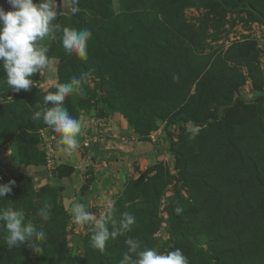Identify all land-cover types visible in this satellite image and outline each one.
<instances>
[{"label":"rangeland","instance_id":"374dc122","mask_svg":"<svg viewBox=\"0 0 264 264\" xmlns=\"http://www.w3.org/2000/svg\"><path fill=\"white\" fill-rule=\"evenodd\" d=\"M224 1L264 17V0ZM78 7L72 14L65 2L53 22L61 31L43 42L49 68L31 77L30 90L12 91L0 70V183L23 178L27 185L25 207L0 198V209L22 210L25 223L37 220L45 201L51 214L64 210L58 250L42 249L43 258L65 252L76 264H120L131 237L141 250L179 248L189 264H216L217 254L228 264H264L263 24L244 8L225 12L212 0H79ZM65 27L91 29L87 60L66 53ZM83 73L91 74L84 95H70L64 106L85 120V135L93 130L98 141L69 154L58 148V134L32 117L51 107L44 96L57 83ZM122 116L139 141L161 150L151 148L146 168L136 161L132 178L100 197L98 163L80 165L75 197L87 211L99 218L111 208L116 219L124 212L135 218L130 232L100 252L90 246L91 226L74 222L76 205L57 181L75 173L64 162H74L78 153L89 161L93 147L110 138L113 119ZM183 117L190 122H181ZM6 235L0 226V236ZM2 244L24 259L34 253L26 245L9 250Z\"/></svg>","mask_w":264,"mask_h":264},{"label":"clouds","instance_id":"9594fccd","mask_svg":"<svg viewBox=\"0 0 264 264\" xmlns=\"http://www.w3.org/2000/svg\"><path fill=\"white\" fill-rule=\"evenodd\" d=\"M14 10L5 12L0 7V61L6 73V83L14 92L28 91L33 86L31 77L40 75L49 68L50 60L47 56L48 48L44 41L53 32L61 31L57 20L59 12L57 4L65 2L72 14L79 12V0H8ZM62 46L68 55L75 54L82 60H87V44L92 36L91 29L63 28ZM91 74L83 73L73 76L68 83H57L55 92H48L44 96L45 105H51L33 114V120L41 118L54 133L58 134L57 146L65 153H73L79 147L78 137L84 134L81 122L73 117L65 100L72 94L84 95L82 85L87 83ZM2 179V178H0ZM16 181L0 183V198L11 193ZM52 204L45 201L37 210V216L47 222L51 215ZM180 212L178 208L176 210ZM72 218L77 224L91 226L90 246L103 252L108 240L116 239L132 230L135 218L124 212L120 219L113 216V210L108 209L106 216L97 218L86 210L84 204H76L72 210ZM111 224V231L109 230ZM0 226L6 229L5 242L9 250L26 245L35 254L42 252V242L46 240L43 224L38 228L31 221L25 223L22 210L11 207L0 209ZM127 250L120 264H189L182 250L177 248L162 253L155 248L141 250V242L131 237L125 240Z\"/></svg>","mask_w":264,"mask_h":264},{"label":"crops","instance_id":"0c3cea01","mask_svg":"<svg viewBox=\"0 0 264 264\" xmlns=\"http://www.w3.org/2000/svg\"><path fill=\"white\" fill-rule=\"evenodd\" d=\"M119 118L120 117L114 118L112 124L110 125L111 128L109 132H107L109 133L108 136L110 138L103 140L100 142L101 144L93 147V151L91 152L92 156L88 157L89 161L85 160V158L83 160L82 154L80 156L78 153L77 156L73 155L72 157L74 162H71L70 160L64 162L63 165H68L76 170L71 178L59 179L57 181V185L65 188L66 199L71 202L70 204L72 207L76 205H72V199L73 201L80 203V199L77 200L75 196L80 191L79 176H81V164L87 166L89 163H94V159L98 163L96 176L99 178L98 185L100 188H98V192L95 195L100 197L108 194L109 191L105 189L114 188V186H118L120 183H125V181L129 179L132 174H135L134 170L137 167L134 168V163H136V161L138 168H146L148 166L147 164L151 161V159L147 157V155L151 153V148L154 150L155 154L158 150H161L160 146L153 144L155 142L151 143L139 141L131 127V124L125 118H122L123 121ZM80 122L82 124L84 134L78 137L79 145L88 146L90 143L93 144V142H97L98 135H96L93 130L85 135L87 125H85V120H81ZM89 197L90 193L84 196L86 200Z\"/></svg>","mask_w":264,"mask_h":264},{"label":"trees","instance_id":"16d2710c","mask_svg":"<svg viewBox=\"0 0 264 264\" xmlns=\"http://www.w3.org/2000/svg\"><path fill=\"white\" fill-rule=\"evenodd\" d=\"M216 6H218L220 9H222L225 12H230V11H235V10H240L241 8H244L247 10L253 17H255L257 20H259L263 26H264V17L258 13L256 10L250 8V7H244L241 5H231L225 2L224 0H212ZM92 9V8H91ZM87 21H81V24L84 25V23ZM86 24V23H85ZM96 28V24H94ZM95 42V41H94ZM97 48V47H96ZM5 111L7 113H10L12 115H15V111L9 110L8 108H5ZM123 117V116H122ZM125 118V117H123ZM127 121L128 119L125 118ZM180 121L183 122L184 124H188L190 122V118L188 117H183L180 118ZM130 124L131 122L128 121ZM72 169V168H70ZM74 170H71L70 174H73ZM69 176V175H68ZM64 177V176H63ZM25 179H16V184L13 186V190L11 193L7 194L6 197H4V200L6 199L7 201L13 202L15 206L18 205H25L27 200L21 204L22 199L21 194L24 192L23 190L27 187L26 183L24 182ZM9 181L5 182L8 183ZM34 191V190H33ZM3 200V202H4ZM66 216L64 210H60L59 208L56 209V211L50 215V218L47 222H43L40 217H36V221L32 222L34 225H36L38 228L43 224L44 231L46 232V240L42 242V249L49 248L50 249H56V244L58 243L59 237L61 238V234L63 233L65 226L63 223V218ZM174 234L176 236H180L179 234V227L178 224H175L174 226ZM0 240L5 241V238L3 236H0ZM112 243L113 239H109L107 243ZM106 243V244H107ZM122 252V251H120ZM119 252V253H120ZM65 252H62L61 255L54 256L53 257H48V258H43L40 257L39 254H30L27 259H24L22 257H18L20 254H16V252L10 253L7 249L3 248V244L0 246V264H3L2 261L6 262V264H76L72 262L71 259L65 257ZM217 254V253H216ZM111 257V256H110ZM107 261V259L105 260ZM214 261L216 264H228L227 262H222L220 256L217 254L214 258ZM82 264H90L88 261L85 260V262H82Z\"/></svg>","mask_w":264,"mask_h":264},{"label":"water","instance_id":"95a60500","mask_svg":"<svg viewBox=\"0 0 264 264\" xmlns=\"http://www.w3.org/2000/svg\"><path fill=\"white\" fill-rule=\"evenodd\" d=\"M34 2L38 3L39 0H34ZM57 5L59 9V16H60L63 13V6H61L60 3H58ZM0 7H2L5 12L14 10L11 4H9L8 0H0Z\"/></svg>","mask_w":264,"mask_h":264}]
</instances>
